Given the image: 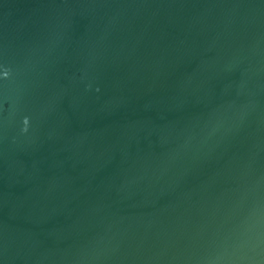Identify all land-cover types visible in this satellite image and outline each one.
<instances>
[{"label": "water", "instance_id": "95a60500", "mask_svg": "<svg viewBox=\"0 0 264 264\" xmlns=\"http://www.w3.org/2000/svg\"><path fill=\"white\" fill-rule=\"evenodd\" d=\"M0 264H264V0H0Z\"/></svg>", "mask_w": 264, "mask_h": 264}, {"label": "clouds", "instance_id": "9594fccd", "mask_svg": "<svg viewBox=\"0 0 264 264\" xmlns=\"http://www.w3.org/2000/svg\"><path fill=\"white\" fill-rule=\"evenodd\" d=\"M5 76H7V73H5ZM28 121L27 119L24 120V124L27 125Z\"/></svg>", "mask_w": 264, "mask_h": 264}]
</instances>
